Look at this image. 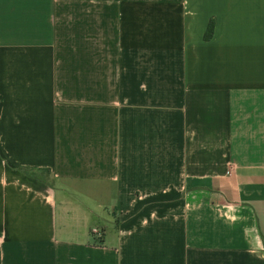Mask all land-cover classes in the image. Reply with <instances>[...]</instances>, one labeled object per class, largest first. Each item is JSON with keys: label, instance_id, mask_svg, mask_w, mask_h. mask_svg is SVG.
Masks as SVG:
<instances>
[{"label": "crops", "instance_id": "crops-1", "mask_svg": "<svg viewBox=\"0 0 264 264\" xmlns=\"http://www.w3.org/2000/svg\"><path fill=\"white\" fill-rule=\"evenodd\" d=\"M0 264H264V0H0Z\"/></svg>", "mask_w": 264, "mask_h": 264}, {"label": "trees", "instance_id": "trees-1", "mask_svg": "<svg viewBox=\"0 0 264 264\" xmlns=\"http://www.w3.org/2000/svg\"><path fill=\"white\" fill-rule=\"evenodd\" d=\"M212 27H213V24H212V21L210 20L209 23H208L207 29H206V33H205L206 38L210 37V35L212 33ZM38 171H39V169H38ZM42 171H44V170L40 169V172H42ZM46 171L48 173V170H46ZM27 173L30 174V175H36V173L34 171H31V170H28Z\"/></svg>", "mask_w": 264, "mask_h": 264}, {"label": "built area", "instance_id": "built-area-1", "mask_svg": "<svg viewBox=\"0 0 264 264\" xmlns=\"http://www.w3.org/2000/svg\"><path fill=\"white\" fill-rule=\"evenodd\" d=\"M93 233H94L97 237H100V236H101V232H100V230L97 229V228H94V229H93Z\"/></svg>", "mask_w": 264, "mask_h": 264}]
</instances>
